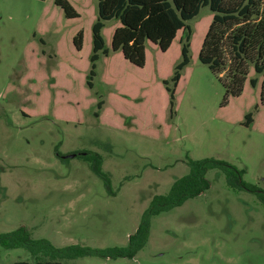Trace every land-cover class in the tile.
<instances>
[{
  "label": "rangeland",
  "instance_id": "1",
  "mask_svg": "<svg viewBox=\"0 0 264 264\" xmlns=\"http://www.w3.org/2000/svg\"><path fill=\"white\" fill-rule=\"evenodd\" d=\"M70 3L78 18L66 19L53 0H0V233L24 226L55 246H125L152 197L188 172L187 158L224 160L264 191V108L242 124L258 103L260 78L220 107L223 88L197 58L208 7L188 22L190 60L170 117L162 80L180 58L181 31L165 52L147 41L143 68L119 51L100 55L88 88L96 0ZM117 25L110 20L102 31L108 49ZM78 30L80 51L72 45ZM88 151L102 157L112 193L81 156ZM206 178L204 192L151 218L133 258L64 264H264V204L229 188L218 169ZM16 260L33 264L26 250L0 247V264Z\"/></svg>",
  "mask_w": 264,
  "mask_h": 264
},
{
  "label": "trees",
  "instance_id": "2",
  "mask_svg": "<svg viewBox=\"0 0 264 264\" xmlns=\"http://www.w3.org/2000/svg\"><path fill=\"white\" fill-rule=\"evenodd\" d=\"M66 19L79 17L70 0H53ZM203 7H208L211 20L204 32L198 50V60L206 65L223 88L220 107L230 98L241 95L246 81L251 88L259 82L258 103L244 114L242 124L253 122V113L264 108V0H96V17L91 25V53L85 84L92 87L96 61L103 55L121 52L123 58L135 67L143 68L146 62L147 41L165 52L176 38L180 45V58L174 65L169 80H162L168 95L169 116H173L174 93L182 70L188 65L192 28L189 21L196 18ZM118 21L113 28L110 48H106L102 31L106 22ZM83 34L78 30L72 37L76 51L82 47ZM250 72L254 76L249 77ZM103 101L97 102V109ZM98 112L95 116H98ZM58 156H60L58 154ZM90 168L103 179L106 190L112 193L110 180L102 171V157L92 151L81 154ZM188 172L177 178L165 194L152 197L143 211L138 226L129 235L125 246L90 247L80 244L55 246L46 238H33L24 226L0 233V247L22 248L33 264H64L68 261L96 256L101 258H133L146 244L151 218L182 205L186 200L204 192L210 185L206 173L218 169L225 175L231 189L254 193L264 204V191L243 180V171L234 165L213 157L187 158ZM7 264H30L28 260H16Z\"/></svg>",
  "mask_w": 264,
  "mask_h": 264
},
{
  "label": "water",
  "instance_id": "3",
  "mask_svg": "<svg viewBox=\"0 0 264 264\" xmlns=\"http://www.w3.org/2000/svg\"><path fill=\"white\" fill-rule=\"evenodd\" d=\"M78 154H80V153H78ZM82 155H84L85 153H81ZM74 156V154H70V155H64V156H61V158H67V157H73Z\"/></svg>",
  "mask_w": 264,
  "mask_h": 264
}]
</instances>
